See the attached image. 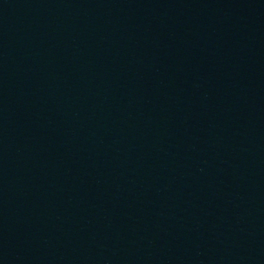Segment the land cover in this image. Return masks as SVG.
<instances>
[{"label": "water", "instance_id": "obj_1", "mask_svg": "<svg viewBox=\"0 0 264 264\" xmlns=\"http://www.w3.org/2000/svg\"><path fill=\"white\" fill-rule=\"evenodd\" d=\"M0 264H264V0H0Z\"/></svg>", "mask_w": 264, "mask_h": 264}]
</instances>
